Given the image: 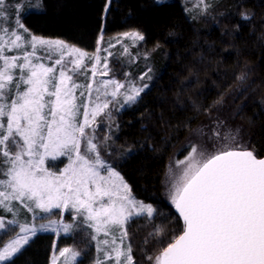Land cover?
I'll use <instances>...</instances> for the list:
<instances>
[{
    "label": "snow or ice",
    "instance_id": "6c2138e0",
    "mask_svg": "<svg viewBox=\"0 0 264 264\" xmlns=\"http://www.w3.org/2000/svg\"><path fill=\"white\" fill-rule=\"evenodd\" d=\"M31 2L28 0L29 5ZM6 5L14 19L5 12ZM111 6L112 0H106L105 18ZM31 10L24 0L11 4L0 0V208L15 216L14 202H19L33 211L34 220L47 223L19 224L16 237L0 250V262L14 264L37 233L70 234L83 223L92 230L90 239L97 241L98 251L100 244L107 246L106 261L133 264L131 245L124 246L126 225L133 217L154 218L156 209L136 199L116 164L104 158L106 149L88 129L90 121L95 122L109 107L110 101H101V94L115 100L121 89H126L124 103L134 104L149 85L115 79L88 82L84 85L87 100L84 92L78 100L76 90L81 85L75 83L73 74L87 67L83 63L87 53L63 39L35 34L24 23ZM37 14H43L42 10ZM240 18L250 20L252 16L244 11ZM123 35L145 38L139 31ZM42 49L58 53V58L52 60L49 55L52 63L45 64L38 55ZM13 50L19 51L7 54ZM65 53L70 59L66 60ZM92 75H96L95 63ZM101 75H108L107 64ZM140 79L152 77L144 73ZM207 140L210 143L192 147L187 166L171 184L170 200L182 220L178 234L148 256V264H264V157L247 146L240 129L233 131L220 121ZM58 157L68 160L62 170L45 167L48 159ZM129 159L131 156L125 155L122 162ZM36 209L45 215L38 216ZM54 209L60 210V219L51 218ZM67 211L73 214L72 223L63 222ZM16 223L7 222L9 226ZM5 227L0 219V229ZM101 233L111 239L98 240ZM79 256L75 248L59 250L63 264H76ZM95 264L105 261L97 259Z\"/></svg>",
    "mask_w": 264,
    "mask_h": 264
},
{
    "label": "trees",
    "instance_id": "16d2710c",
    "mask_svg": "<svg viewBox=\"0 0 264 264\" xmlns=\"http://www.w3.org/2000/svg\"><path fill=\"white\" fill-rule=\"evenodd\" d=\"M105 3L39 0L24 23L37 35L63 39L89 53L100 35L102 43L126 32L144 35L139 46L149 53L153 80L136 103L102 123L98 134L107 137L104 158L116 164L136 199L156 209L154 218L133 217L126 225L133 264H148L147 257L166 247L182 225L162 198L166 163L188 155L191 146L183 148L184 138L240 84L245 86L235 98L236 124L247 146L264 155V0H217L193 18L177 0H112L106 18ZM244 11L250 20L240 18ZM125 155L131 156L126 163ZM62 162L51 166L59 168ZM81 235L60 238L57 247H84L76 264H92L93 242ZM7 238L0 233V248ZM53 241V234L37 233L14 264H48Z\"/></svg>",
    "mask_w": 264,
    "mask_h": 264
},
{
    "label": "rangeland",
    "instance_id": "374dc122",
    "mask_svg": "<svg viewBox=\"0 0 264 264\" xmlns=\"http://www.w3.org/2000/svg\"><path fill=\"white\" fill-rule=\"evenodd\" d=\"M157 2V0H154ZM171 0H160V2H167ZM182 5L184 12L189 18L203 16V14L206 12V9L210 8L212 3L217 0H177ZM13 0H9V4H11ZM157 2V3H160ZM24 3L26 7H30L32 10H36L39 7V0H32L31 4H28V0H24ZM5 12L11 16L14 19V13L12 12L11 7L7 6L5 7ZM5 24L8 22L5 21ZM49 39V38H48ZM141 40H136L130 36H125L123 34H120L115 37H111L106 39L103 43L101 42V35L98 37L96 41V46L93 52L87 53V56L85 60L83 61L84 64L87 65V67L83 71H78L77 73H74V80L75 83L78 85H81L80 88L76 90V97L77 99H81L80 92H84L85 96L83 99L87 100V88L84 87L86 83L88 82H99L102 80L107 79H115L118 80L120 83L128 84L130 82H135L137 86H142L144 83L150 84L151 80H153V75L151 71V65L148 59V52H145L141 49L139 46V42ZM19 50H13L12 52H8V55H14L17 54ZM38 55L43 57V61L45 64L51 65L52 60L55 58H58V53H48L47 50H41ZM49 55L52 56V60H49ZM65 58L70 59L67 54L65 53ZM93 63L96 64V75L93 77L92 75V65ZM107 64L108 66V75L103 76L101 73L104 71V65ZM68 67H72L71 64H68ZM18 71V70H17ZM144 73H149V75L152 77L151 80H141L140 77ZM58 74V73H57ZM243 84L238 85L235 90H233L230 94H228L220 104H216L213 109L208 113L204 123L195 129H193L185 138H184V147L186 149H189V147L199 146L203 145L204 143L210 141L207 140L208 135H211V130L216 127V122L220 121L222 124H225L228 129L236 130L240 129L241 134L247 143V136L245 132H243L242 128L238 126L236 123V111L238 108V103L235 101L236 95L241 92L244 89ZM96 87V84L94 83V89ZM113 86H110L109 91L111 90ZM126 91V89H121L120 95L113 100L110 96L105 97L101 94L100 99L101 101L108 100L110 101L109 107L107 109H104V112L96 117L95 122H91V128L88 129L89 134L95 135L97 138V141L101 143L102 149L106 146V140L105 138L100 137V134H98L99 126L104 123L106 120L112 117L114 113H117L126 107H128L131 104H125L124 103V96L123 93ZM97 96L96 91L93 90L92 92V99L95 101V98ZM110 113V116H109ZM82 119V116L80 117ZM94 130V131H93ZM204 133L205 135H202L201 133ZM191 149L188 153V155L180 161H176L173 158L170 159L165 166V170L162 177V198L164 202L171 206V200H170V188L171 184L174 179H178L179 176L182 174L184 168L187 166L188 158L191 154ZM103 151V156H104ZM57 160H62V165L59 166V168H55L54 165L51 166V163H56ZM48 163L50 166H48ZM68 163L67 157H58L55 160L48 159L46 161L45 167H48L52 171L59 172L62 170ZM15 208H16V215L14 216L13 213L8 212L6 209L0 208V211L3 213L0 216V219L4 220L6 227L4 229H0V233H4L8 238L0 248V250L3 249L4 246L10 244L12 242V239L16 237V234L19 232V224H27L28 226H31L33 223L37 224V226L40 223H47L46 220L41 219H33V211H30L27 207L20 205L19 202H14ZM35 213L38 216H43L45 214L40 213L39 209L35 210ZM72 212L67 211L63 214V222L64 223H72ZM52 219H60V210L54 209L53 214L51 215ZM9 220H15L17 221L16 224L9 226L7 222ZM54 235V241L51 249V253L49 256L48 264H53V258H56V264H63V258L59 257V250L63 249L65 247L70 246H62L57 247V240L60 238H66L70 235L75 236L76 234H83L84 238H90L92 234V230L87 228V226L83 223H81L80 228L73 231L70 234H65L63 232H47ZM79 236V235H78ZM32 239V238H31ZM30 239V240H31ZM104 239H111V237H104V235L101 233L98 236V240L102 241ZM79 241V240H77ZM94 245V252H95V260L92 264H95V261L97 259L104 260L105 264H110V262L105 260L104 251L107 246L100 244L98 251V243L97 241L91 240ZM124 246H127L126 240L124 242ZM70 248H75L78 251H84V247L77 248L71 246ZM110 250V249H109ZM78 259V257H77ZM77 261V260H76ZM0 264H3V262H0Z\"/></svg>",
    "mask_w": 264,
    "mask_h": 264
},
{
    "label": "water",
    "instance_id": "95a60500",
    "mask_svg": "<svg viewBox=\"0 0 264 264\" xmlns=\"http://www.w3.org/2000/svg\"><path fill=\"white\" fill-rule=\"evenodd\" d=\"M262 157H264V155ZM171 209H172V212L175 214V216L179 219V221L182 224V220L179 218V214H178V212H176L175 207H174L173 204L171 205Z\"/></svg>",
    "mask_w": 264,
    "mask_h": 264
}]
</instances>
